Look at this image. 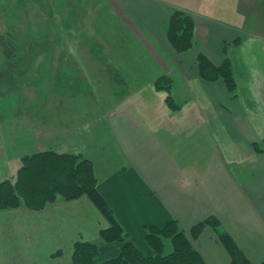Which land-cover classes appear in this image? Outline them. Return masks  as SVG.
<instances>
[{"label": "crops", "instance_id": "obj_1", "mask_svg": "<svg viewBox=\"0 0 264 264\" xmlns=\"http://www.w3.org/2000/svg\"><path fill=\"white\" fill-rule=\"evenodd\" d=\"M218 1L0 0L1 36L12 35L13 19H31L38 36L65 35L70 47L82 37L88 42L83 49H63L73 60L78 49L95 57L110 86L103 93L93 88L85 59L77 61L79 72L75 60L70 66L68 60H44L43 48H36L29 65L18 60L17 66L11 54L4 58L0 82L16 87L21 103L12 117L0 113V183L14 177L26 156L81 155L93 162L98 190L116 220L145 253H151L149 227L175 220L190 236L193 227L216 216L252 264L264 262V153L253 150L254 143L264 146V104L256 103L264 102V42L244 29L251 21L245 11L259 0ZM176 11L196 24L195 46L183 53L167 37ZM200 55L216 66L231 60L237 98L224 82L199 77ZM48 68L50 77L38 71ZM32 69L40 80L29 103ZM164 76L182 105L177 112L167 105L168 93L155 87ZM4 101L1 93L0 110ZM1 218L8 220L0 221V264H73L79 241L101 245V262L121 249L102 241L109 223L87 197L39 212L0 211ZM192 241L207 264H231L211 228ZM8 248L16 255L6 256ZM57 250L63 255L53 260Z\"/></svg>", "mask_w": 264, "mask_h": 264}, {"label": "trees", "instance_id": "obj_2", "mask_svg": "<svg viewBox=\"0 0 264 264\" xmlns=\"http://www.w3.org/2000/svg\"><path fill=\"white\" fill-rule=\"evenodd\" d=\"M196 24L191 15L176 11L167 26V37L179 52L193 49ZM199 77L207 82L222 81L229 92L237 98L238 85L231 60L216 66L208 57L197 59ZM158 91H166L168 107L177 112L182 105L172 95V80L164 76L155 82ZM257 154L264 151L254 144ZM87 197L109 223V228L100 232L106 244L121 246L118 256L100 261L101 245L93 242H76L73 249V264H207L192 239H197L206 228H211L219 242L228 251L231 264H252L234 238L222 227L216 216H210L190 230V236L180 229L175 220L163 228L149 227L146 242L151 250L145 253L122 228L98 190L94 164L81 155L58 154L53 151L33 154L22 158L17 174L0 183V210H15L26 207L31 211H43L60 200L70 202ZM171 239L173 251L164 254V239ZM58 251L53 256H61ZM261 264H264L262 262Z\"/></svg>", "mask_w": 264, "mask_h": 264}, {"label": "rangeland", "instance_id": "obj_3", "mask_svg": "<svg viewBox=\"0 0 264 264\" xmlns=\"http://www.w3.org/2000/svg\"><path fill=\"white\" fill-rule=\"evenodd\" d=\"M36 1V0H34ZM228 1L230 0H219L217 2V4H226ZM242 4L240 5V8H242ZM249 16H250V19L251 21L247 24H245V31L249 32V31H253L257 34H259L261 36V39L262 41L264 42V0H259L258 2H256L254 5H252V7L249 8V10L245 11ZM256 15V17H255ZM220 16V15H219ZM234 24H239L237 22H234ZM12 25H14V27L12 28V31H11V36L9 35H6L5 36H1L0 35V64L2 65H5L3 63L5 62H1L3 61V59L5 58L6 61L9 57V55L11 54L12 56L14 55L16 57V65L18 66V60L20 61H24L25 63H27V65L33 63V61L35 60L36 56L38 55V49L36 48H43L45 49L43 51V57H44V60H47V61H56V62H60V61H67L68 60V63H69V66L73 64V61L75 60L76 61V70H78L79 72H82L83 71V67L80 68L79 67V64L77 61H81L80 63H83L82 60L85 61L89 71L92 73V77L90 75V79L93 83V88L94 89H101L100 92L103 93V90L106 91V89L109 90V87L110 86H105L104 85V78H103V75H102V69L100 68V64H99V61H97V59L93 56H89L88 57L86 56V54L81 52V49H78L79 50V56L78 58L76 59H72L71 57V53H68L67 52V49H63V48H82L84 46H87L88 42L87 41H83L82 40V37H80V42H79V45L76 46V43L70 47L71 45V40H69L68 42V38L64 36H62L60 34L59 37H51L49 35L52 34V31H45L43 36H38L35 32V30H33V26H34V21L31 20V19H26L25 22H20L18 20H15L13 19L12 21ZM16 25L18 26H26V31L24 32V28L21 30L19 27H17ZM46 32H50V34H47ZM25 33V34H24ZM24 34V35H23ZM53 42V45L54 46H51V43ZM10 48H8V47ZM14 46V47H13ZM13 47V48H12ZM14 48H21L20 51H18V49H16V52L14 51ZM52 48H55V50L53 49V51H50L52 50ZM18 51V52H17ZM83 51V50H82ZM84 56V58H82ZM39 59V58H38ZM14 61V59H13ZM22 64V63H21ZM82 66V65H81ZM38 71H41L42 73H45L47 72L48 77H50V74H52V69L51 68H48L47 71H45V69H38ZM54 71H56L54 69ZM32 72V75L34 76L35 74V70H31ZM87 74H86V77L85 79L87 78ZM94 76V77H93ZM36 75L34 76V78H30L28 77V80L27 81V86H30L28 87V92H30V95H28V98L29 99H32V101H29V103H33L34 102V98H35V95H34V86L36 85V81L40 80L38 79ZM40 77V76H39ZM1 75H0V79H1ZM32 88V89H31ZM44 88V87H43ZM2 90V92H0V94L2 93H5V101L3 102V105L5 104V107L6 109L4 108V110H0V113H8V117H12L14 116L18 111H19V108H20V97H19V94H18V89L16 87H14L13 85H9L7 83L5 84H2V81L0 82V91ZM41 89L39 88V91ZM110 91V90H109ZM37 93V92H36ZM108 94V93H107ZM101 97H102V94H101ZM25 104V103H23ZM111 104V101L109 100V98L107 99V105H110ZM27 105V104H26ZM35 105V104H34ZM28 106V105H27ZM7 116V115H5ZM254 144H258L259 146V143H254ZM254 144H253V150L256 152L255 148H254ZM262 144L260 143V146ZM264 147V146H263ZM261 148L263 151H264V148ZM264 153V152H263ZM262 153V154H263ZM257 154V152H256ZM261 155V154H259ZM19 165L21 166V162L19 163ZM18 166V167H20ZM18 171V169L16 170ZM16 171H14V175L15 176L17 173ZM1 211V210H0ZM5 221V220H8V218H1L0 221ZM44 248H46V246H43ZM50 247V246H48ZM9 250L6 251V256H14L16 255V252L12 251L10 248H8ZM48 249V248H47ZM9 251V252H8ZM58 251H62V250H57ZM173 251V244H172V241L171 239H164V254L165 255H168L170 254L171 252ZM43 252H45V249L43 250ZM57 252H55L54 254H56ZM43 254H47V253H43ZM54 254L51 255L52 259L55 260L57 258H60L62 255H63V251H62V255L61 256H53ZM13 261L11 262H8V264H12ZM73 263V261H72Z\"/></svg>", "mask_w": 264, "mask_h": 264}, {"label": "clouds", "instance_id": "obj_4", "mask_svg": "<svg viewBox=\"0 0 264 264\" xmlns=\"http://www.w3.org/2000/svg\"><path fill=\"white\" fill-rule=\"evenodd\" d=\"M254 95H256V94L254 93ZM256 103H257L258 105H262V104H264V102H261L259 98H257Z\"/></svg>", "mask_w": 264, "mask_h": 264}]
</instances>
